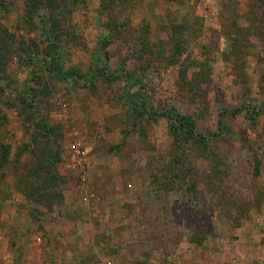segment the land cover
Returning a JSON list of instances; mask_svg holds the SVG:
<instances>
[{"label":"rangeland","instance_id":"rangeland-1","mask_svg":"<svg viewBox=\"0 0 264 264\" xmlns=\"http://www.w3.org/2000/svg\"><path fill=\"white\" fill-rule=\"evenodd\" d=\"M26 1L0 4V264H264V0H65L57 61L91 83L47 69Z\"/></svg>","mask_w":264,"mask_h":264},{"label":"trees","instance_id":"trees-1","mask_svg":"<svg viewBox=\"0 0 264 264\" xmlns=\"http://www.w3.org/2000/svg\"><path fill=\"white\" fill-rule=\"evenodd\" d=\"M64 1L65 0H27L25 3V6H26V13H25L26 15L25 16L28 20L32 19L33 18L32 14L35 13L37 8H42L45 12H47L45 18L41 17L40 19H38V22L41 23L42 29H43L44 34H45L46 43H47V46L49 48L48 51L44 55L48 59L47 69H49L55 75L60 76L61 79H63V80L73 78V79L81 81V82H90L91 83L93 77L90 73H86L84 75H79L74 71L63 72L61 70L59 64H58V61H57V57H56L57 52L56 51L59 49V43H58L59 40H58V38H56V36H52V35H56L55 32H56L57 26H58L57 17L62 13V10L65 8V6L62 5V2H64ZM107 1H108V4L109 3L114 4V2L118 1V0H107ZM2 2H3V0H0V4ZM46 25H47V27H46ZM50 36H52V38H53L52 40L50 39ZM171 36L176 37V35L174 36V30L171 33ZM177 40H178V37H177ZM104 44H106V43L103 41L101 43L102 47L104 46ZM179 54H181V49L175 43L172 45L171 55L172 56H179ZM28 60H29V62L32 63L31 59H28ZM3 64H4V61L1 60V56H0V70H1V67L3 66ZM96 65H97L96 73L103 75L106 71L105 65L103 63H100V62L99 63L97 62ZM126 80L128 83L134 84V80L130 76H126ZM25 91H26V89H25ZM136 96H137L136 92L133 93L132 95L125 94V100L129 101L131 98H134ZM19 102L21 104H24V98H21L19 100ZM136 108L137 107L133 105V109H136ZM139 108L146 110L143 102H141L139 104ZM146 112H147L148 116H150L151 114H154L151 111L149 113V110ZM236 112H237V110L232 111V113H236ZM161 116L164 117V119L167 123L168 132L172 136L174 142L179 144V143H183L189 139V140L196 142L197 144H199L203 148L204 147L206 148L207 143L203 139H197L194 137L195 136L194 125H193V122L187 116H184V115L178 113L176 110H174L170 106L162 110ZM6 155H7V149L3 148L2 154H1L2 162L5 161ZM43 162H44L43 165L37 163V166L35 169L36 171H34L35 174L42 173V172L49 174L50 171H52V169H51V168H53V167H51L52 164H49L47 162L45 163L44 160H43Z\"/></svg>","mask_w":264,"mask_h":264}]
</instances>
